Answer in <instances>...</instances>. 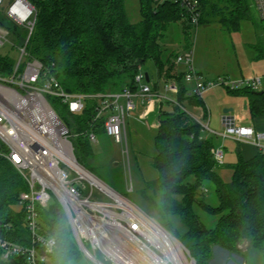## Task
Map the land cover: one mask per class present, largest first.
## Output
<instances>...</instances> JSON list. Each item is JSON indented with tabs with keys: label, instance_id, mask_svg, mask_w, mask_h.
I'll return each instance as SVG.
<instances>
[{
	"label": "trees",
	"instance_id": "obj_1",
	"mask_svg": "<svg viewBox=\"0 0 264 264\" xmlns=\"http://www.w3.org/2000/svg\"><path fill=\"white\" fill-rule=\"evenodd\" d=\"M29 1L37 9V22L28 53L51 70L67 93H116L126 87L137 92L135 77L149 61L158 70L154 92L162 79L176 81L178 104L165 102L173 109L159 113L157 153L153 160L158 176L148 189L154 190L159 199L160 225L190 251L196 264H212L216 246L241 256L238 245L244 240L264 253V153L257 150L254 157L245 159L238 149L234 164L218 165L213 154L216 136L204 139L201 126L187 113L190 108H201L204 118L208 117L203 99L191 94L185 85L184 70L175 63L178 53L167 52L164 45L166 34L179 21L182 9L172 2L139 0L141 20L132 23L126 0ZM198 1L201 26L218 20L225 31L232 33L239 31L245 21L256 25L252 0ZM0 24L16 37L17 45L22 43L24 30L10 21L0 20ZM256 26V42L248 45L252 61L264 60V27ZM14 66L10 55L0 54V76H11ZM148 76L146 83L151 81ZM226 91L247 100L253 119L264 117V93L258 95L246 88ZM50 102L60 118L64 114L69 116V121L63 122L72 135L76 158L95 174L88 163L94 153L93 144L82 134L105 133L103 120L93 122L96 101L86 100L81 114H70L57 99ZM2 151L6 148L0 145ZM223 167L232 171L229 181L220 174ZM207 183L215 187L217 206L204 199ZM26 191L28 184L22 175L0 156V238L28 246L30 233L20 204V195ZM199 212L216 218L214 226L205 224ZM38 213L41 232L56 241L53 252L42 264H71L80 260L83 254L60 203L53 199L47 207L40 206ZM0 263L25 264L21 257Z\"/></svg>",
	"mask_w": 264,
	"mask_h": 264
},
{
	"label": "built area",
	"instance_id": "obj_2",
	"mask_svg": "<svg viewBox=\"0 0 264 264\" xmlns=\"http://www.w3.org/2000/svg\"><path fill=\"white\" fill-rule=\"evenodd\" d=\"M6 0H0V9ZM172 2L182 9L183 18L193 29L200 25L201 6L198 0H154ZM258 18L264 23V0H252ZM6 17L24 30L20 45L10 40L11 32L0 24V50L11 43L18 51V62L11 76H0V152L22 175L28 191L20 195L30 233L28 246L0 238V258L9 261L21 257L25 264H42L53 252L56 241L41 232L38 208L47 207L54 199L66 213L68 223L82 254L94 264H196L190 251L166 231L139 206L118 193L97 175L79 163L72 135L53 108L50 99L67 106L70 114H81L86 100L96 101L93 122L103 120L105 133L121 146L129 163L126 121L135 109L139 97L148 111L153 103L178 104L167 93H178L175 83H167L164 92H154L146 83L141 70L135 77L137 92L126 87L121 92L96 95L67 93L40 60L28 53V45L35 31L37 9L29 0H11ZM176 65L184 70V81L193 84V94L203 99L212 89L229 91L264 89V75L254 77H218L206 79L195 66L193 46L178 53ZM124 100V103L121 102ZM145 110V111H146ZM187 111V110H186ZM201 126L204 139L211 136L234 138L250 143L264 153V133L252 127L237 126L235 119H223L224 130L217 133L210 126V117L193 116ZM146 121V115L140 116ZM91 144H99L96 132L83 133ZM214 157L223 166L225 153L215 148Z\"/></svg>",
	"mask_w": 264,
	"mask_h": 264
},
{
	"label": "rangeland",
	"instance_id": "obj_3",
	"mask_svg": "<svg viewBox=\"0 0 264 264\" xmlns=\"http://www.w3.org/2000/svg\"><path fill=\"white\" fill-rule=\"evenodd\" d=\"M10 2L11 0H6L4 6L0 9V20L2 21H9L6 17V11ZM126 9L132 23H137L141 20L139 0H126ZM252 15L256 25H258L259 29H262L264 24L260 22L254 6ZM256 25L250 21H245L242 23L239 31L228 33L223 29L218 20H212L210 23L202 26L199 25L197 29H193L181 15L179 21L174 23L166 34L164 45L167 52L174 51L176 53L182 52L188 45L193 46L196 69L198 68L206 79L216 80L218 77H240L241 75H245V77L261 76L264 73V62L252 61L248 55V45L256 42V34L258 32ZM187 33L189 36L186 37ZM9 38L17 45L18 41L14 35L11 34ZM0 54H8L15 64L18 62V51L11 43H7L0 50ZM142 71L151 76L150 85L153 87L158 81V70L155 64L151 61L146 62ZM188 85L191 89L190 93L193 94L194 85ZM162 90L164 91L163 88ZM232 97L227 92H224L226 102ZM245 104L246 99H242L239 111L236 113L238 125H251L252 120H254L250 115L248 105L246 106ZM169 108L173 109L172 107ZM224 108L225 104H222L221 111L218 113L220 117L223 115ZM189 112L197 118L208 119V117L204 118V114L200 110L190 108ZM216 115L213 112L214 118ZM61 118L65 123L69 121V116L66 114L62 115ZM152 122V119L137 122L132 117L127 118L129 163L122 155L121 146L116 144L105 133L98 134L99 144L93 145L94 153L88 159V163L95 169V175L102 181L135 203L160 224L161 216L158 213L159 199L154 195V190L148 189V185L153 183L158 176L153 165V160L157 153L155 146L157 130ZM217 141L219 142V146L222 145L221 148L226 147V154L230 153L229 156L232 160H227V156H225L224 164L227 165L228 163H235L237 161L238 149L240 147L241 149H245V156L250 155V151L255 152L257 150L254 146L252 148L245 147V144L225 142L216 137V143H218ZM223 169H226V167H223ZM206 188L204 199L208 204L217 206L218 199L214 185L207 183ZM199 213L205 224L214 226L215 223L213 222L214 220L216 221V218L206 213ZM238 248L242 254L244 253L239 256L241 258L239 264H242L243 261L247 264H264V253L254 249L249 241L244 240L240 242ZM71 264L94 263L83 255L80 260L73 261Z\"/></svg>",
	"mask_w": 264,
	"mask_h": 264
},
{
	"label": "crops",
	"instance_id": "obj_4",
	"mask_svg": "<svg viewBox=\"0 0 264 264\" xmlns=\"http://www.w3.org/2000/svg\"><path fill=\"white\" fill-rule=\"evenodd\" d=\"M250 59H251V57H250ZM260 61L264 62V60H260ZM181 70H182V68H181ZM197 71L200 73L198 68H197ZM262 75H264V73ZM240 77H245V75H241ZM240 77H235V78H240ZM167 83H175L177 85L175 80H170V81L167 82V81H165V79H162L160 84H159L157 92L165 93L162 90V88L164 89V87H165V85ZM185 85H186L187 89L189 91H191L189 85L188 84H185ZM224 92H227V91L225 89H223V88H215V89H212L209 92H207L204 95V97H203V101H204L205 109H206L205 111L207 112V114H209V117H210V126H211V128L214 131H216L217 133H222L223 130H224L223 119L225 117H231V118L235 119V123H236L237 126L252 127L257 132L264 133V122H263L264 121V117H260V118L252 120V124L251 125H243V124H239L238 125L237 124V115H236V113H238V111H239V106H240V103L242 102V99H245V98L233 96L232 98H229L227 100V102H226V99L224 98ZM166 95L171 97V98H175L177 94L169 92ZM121 102L124 103V100H121ZM134 103H135V109L132 112L130 117H132V119H134L135 121L140 122L141 121L140 120V116L146 115V120L152 119V121H153L152 124H153L154 127L156 126L155 127L156 130H157L158 126H159V113H160V111L161 110L162 111L163 110L171 111V109L169 108L170 106L166 105L165 103H158V102L149 105L150 107H149V109L147 111L145 104H143L142 99L139 98V97H136L134 99ZM222 104H225L224 110L225 109H232V112H229L226 115V114H224V110H223V113H222L223 115H222V117H220L218 115V113H220V111H221L220 109L222 108ZM245 105L247 106V100H246V104ZM195 110H200L201 112H203L202 114H204V111L201 108H195ZM213 112L215 114H217L215 116V118L213 116ZM142 122H144V121H142ZM216 137L218 139L220 138V139L224 140L225 142H227V141L233 142V143L234 142H236V143L238 142L234 138H230V137L229 138H222L220 136H216ZM238 143L245 144V147H251V148L253 147V145L250 144V143H245V142H238ZM221 146H219V142H218V143H216L215 147L216 148H221ZM222 149L225 150L224 153H225V156H227L226 157L227 160H229V159L232 160L230 158V156H229L230 153L226 154V150H227L226 147H224ZM240 151H241L242 156L245 159H250V158L254 157L257 154V152H258L257 150L255 152H251L250 151V153H249L250 155L245 156L244 155L245 149H241V147H240ZM230 164H234V163H230ZM230 164L228 163V165H230ZM225 165H227V164H225ZM220 174H221V176L223 177V179L225 181H229L231 179V176H232V171L226 167V169L222 168L220 170ZM229 177H230V179L228 180ZM240 259L241 258L239 256L231 255L226 250L216 246L213 249V257H212L211 262H212V264H239L240 263V261H239ZM0 262H2L1 258H0ZM0 264H4V263H0ZM242 264H247V263L243 261Z\"/></svg>",
	"mask_w": 264,
	"mask_h": 264
},
{
	"label": "water",
	"instance_id": "obj_5",
	"mask_svg": "<svg viewBox=\"0 0 264 264\" xmlns=\"http://www.w3.org/2000/svg\"><path fill=\"white\" fill-rule=\"evenodd\" d=\"M146 79H147V82H149V76H148V74H146ZM264 93V91H260V92H256V94H258V95H262ZM229 112H232V109H225L224 110V114H228Z\"/></svg>",
	"mask_w": 264,
	"mask_h": 264
}]
</instances>
